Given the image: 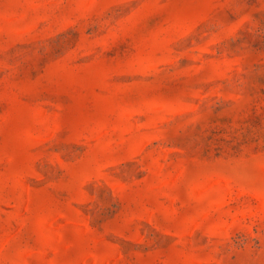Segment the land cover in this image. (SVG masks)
Masks as SVG:
<instances>
[{
	"label": "rangeland",
	"instance_id": "obj_1",
	"mask_svg": "<svg viewBox=\"0 0 264 264\" xmlns=\"http://www.w3.org/2000/svg\"><path fill=\"white\" fill-rule=\"evenodd\" d=\"M0 264H264V0H0Z\"/></svg>",
	"mask_w": 264,
	"mask_h": 264
}]
</instances>
